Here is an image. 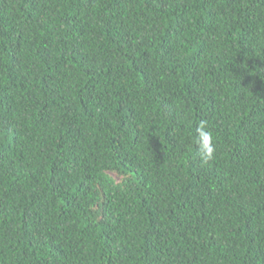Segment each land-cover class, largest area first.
Masks as SVG:
<instances>
[{
	"label": "trees",
	"instance_id": "1",
	"mask_svg": "<svg viewBox=\"0 0 264 264\" xmlns=\"http://www.w3.org/2000/svg\"><path fill=\"white\" fill-rule=\"evenodd\" d=\"M0 264H264V0H0Z\"/></svg>",
	"mask_w": 264,
	"mask_h": 264
},
{
	"label": "clouds",
	"instance_id": "2",
	"mask_svg": "<svg viewBox=\"0 0 264 264\" xmlns=\"http://www.w3.org/2000/svg\"><path fill=\"white\" fill-rule=\"evenodd\" d=\"M194 143L198 149L202 162L207 163L214 158L216 151L214 135L213 132L208 129L206 121H201L196 127Z\"/></svg>",
	"mask_w": 264,
	"mask_h": 264
},
{
	"label": "rangeland",
	"instance_id": "3",
	"mask_svg": "<svg viewBox=\"0 0 264 264\" xmlns=\"http://www.w3.org/2000/svg\"><path fill=\"white\" fill-rule=\"evenodd\" d=\"M112 177L116 180V178L114 176H112Z\"/></svg>",
	"mask_w": 264,
	"mask_h": 264
}]
</instances>
